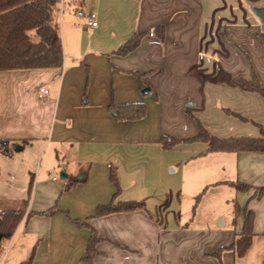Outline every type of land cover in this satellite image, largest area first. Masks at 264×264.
<instances>
[{
    "label": "crops",
    "instance_id": "0c3cea01",
    "mask_svg": "<svg viewBox=\"0 0 264 264\" xmlns=\"http://www.w3.org/2000/svg\"><path fill=\"white\" fill-rule=\"evenodd\" d=\"M67 2L55 11L62 68L0 71V139L30 141L0 153V205L28 200L31 212L3 242L0 264H82L91 229L93 264H264V152H210L196 138L201 127L263 136L264 96L240 82L264 87L255 12L264 0ZM78 7L98 26L86 28ZM136 35L139 45L119 53ZM136 102L145 116L114 117L112 105ZM164 136L177 144L164 148ZM114 199L142 207L95 215ZM246 208L255 213L246 254L212 255L236 239Z\"/></svg>",
    "mask_w": 264,
    "mask_h": 264
},
{
    "label": "trees",
    "instance_id": "16d2710c",
    "mask_svg": "<svg viewBox=\"0 0 264 264\" xmlns=\"http://www.w3.org/2000/svg\"><path fill=\"white\" fill-rule=\"evenodd\" d=\"M60 0H0V71L17 69H45L62 68L64 64V52L62 39L59 33V24L55 18V11ZM141 40V35H136L130 41L122 45L119 53H127L135 49ZM247 89L257 91L264 96V87L255 83L240 82ZM112 112L117 119H137L146 114V105L142 102L112 105ZM209 144V151H250L264 152V132L262 137H230L221 138L211 134L204 127L196 137ZM28 139L21 141L0 139V153L12 155L23 151L29 144ZM177 140L164 136L162 144L164 148H170L177 144ZM112 182L118 187L116 169L110 173ZM239 191H246L251 185L242 182L233 183ZM118 192L114 194L117 196ZM258 197L264 195V186L257 189ZM200 195L197 196L199 200ZM28 200L15 202L13 205H0V251L5 240L11 238L18 225L31 215L28 210ZM138 201H116L101 204L96 209V216L110 213L129 211L141 208ZM241 212L236 206V217ZM243 227L236 239L227 246H223L212 255L221 258L225 249L234 250L238 256H244L252 245L254 233L255 213L253 210H243ZM26 217V218H27ZM88 226L86 222H81ZM87 238L82 264H93L97 244L100 241L95 230L91 229Z\"/></svg>",
    "mask_w": 264,
    "mask_h": 264
},
{
    "label": "built area",
    "instance_id": "2783aa9c",
    "mask_svg": "<svg viewBox=\"0 0 264 264\" xmlns=\"http://www.w3.org/2000/svg\"><path fill=\"white\" fill-rule=\"evenodd\" d=\"M60 3H61L60 12L63 14L64 12H66L69 9V6H68L69 3L67 2V0H60ZM75 15L79 19H82L84 21V26L86 28H94V27L98 26V21L96 20V15L94 13L88 12L83 7L75 8ZM41 92L44 94H48L49 91L47 88L42 87ZM51 173L53 174L52 171H51ZM52 179L53 180H59V176L53 174ZM2 248H5V246L2 245Z\"/></svg>",
    "mask_w": 264,
    "mask_h": 264
},
{
    "label": "water",
    "instance_id": "95a60500",
    "mask_svg": "<svg viewBox=\"0 0 264 264\" xmlns=\"http://www.w3.org/2000/svg\"><path fill=\"white\" fill-rule=\"evenodd\" d=\"M256 14L260 17L262 23H263V30H264V9H257L255 10ZM61 179L67 178V175L64 173H61L60 175Z\"/></svg>",
    "mask_w": 264,
    "mask_h": 264
}]
</instances>
